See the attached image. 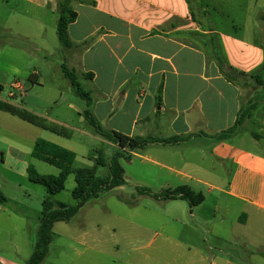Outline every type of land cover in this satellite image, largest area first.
Returning a JSON list of instances; mask_svg holds the SVG:
<instances>
[{"label": "crops", "instance_id": "obj_1", "mask_svg": "<svg viewBox=\"0 0 264 264\" xmlns=\"http://www.w3.org/2000/svg\"><path fill=\"white\" fill-rule=\"evenodd\" d=\"M26 1L43 10L50 6L59 17L58 0ZM74 9L78 17L69 26L73 46L66 50L64 63L71 66L84 46L82 75L99 84L100 75L90 53L96 45H102L104 62L107 60L101 89L103 114L110 129L138 136L184 137L174 143H150L136 150L132 159L153 166L139 178L152 181L149 176L156 172L161 188L168 189L211 185V190L217 189L224 196L227 212L235 204L241 208V222L255 216L264 225V0H196L192 6L187 0H78ZM94 13L103 21H94ZM36 19L41 21L40 17ZM95 37V42L89 44L88 40ZM114 58L122 69L108 64ZM230 68L251 79L243 82L237 76L230 81L224 74ZM257 76L263 84L258 83ZM14 87L22 89L23 84L17 81ZM88 93L91 103L87 104L91 107L94 99ZM14 94L16 97L15 91ZM118 97L122 100L120 107L116 105ZM131 100L138 105L129 120L122 122ZM243 108L249 112L237 129L220 137L236 123ZM90 110L97 117V111ZM60 124L67 125L62 121ZM162 148L174 154L185 149L183 167L167 161ZM10 150L11 156L20 160L29 152L24 147ZM209 157L229 171L223 183H211L203 177V164ZM157 166L168 174L161 175L154 168ZM206 196L191 210L192 221L197 216L194 210H202L209 201ZM214 199L212 206L217 211L223 201L217 196ZM211 216H204L205 220L212 222ZM226 238L224 232L216 237L219 244ZM210 248L215 255L188 246L189 253L200 254L199 261L191 264H264V243L255 248L248 244ZM0 257V264H16L13 259Z\"/></svg>", "mask_w": 264, "mask_h": 264}, {"label": "rangeland", "instance_id": "obj_2", "mask_svg": "<svg viewBox=\"0 0 264 264\" xmlns=\"http://www.w3.org/2000/svg\"><path fill=\"white\" fill-rule=\"evenodd\" d=\"M92 15L95 16L94 21H103L101 15ZM37 17L41 21H37ZM58 18V13L52 12L50 6L43 10L26 0H0V83L4 85L1 97L24 106L49 123L63 126L60 122H66L64 127L70 133V137H61L0 110V192L6 198L0 199V256L13 259L16 264H25L34 250L43 202L47 196L43 185L30 180L28 167L34 165L41 174L60 173L56 165L33 155L37 139L53 141L75 151V168L93 166L95 161L90 157H95L96 150H103L110 157L117 149L114 142L97 133L85 115L80 114L88 108L96 110L101 127L111 130L103 114L101 89L107 60L104 62L102 45H96L90 53L93 66L100 75L99 84L82 75L84 46L71 64L81 87L94 99V106L89 107L86 98L76 94L65 75L63 64L67 49L62 46L57 34ZM96 39H89L88 43H94ZM112 63L123 68L115 58L108 62L113 66ZM67 65L71 67L70 63ZM35 74L37 82L30 81V76ZM238 79L244 82L251 77L238 75ZM17 81L23 84L22 89L14 87ZM14 91L17 96H10ZM121 101L118 97L117 107H120ZM136 105L138 103H133V100L127 103L125 111L128 117H124L122 122L129 120ZM12 147L29 149L27 157L20 160L11 156ZM183 150L174 154L170 149L162 148L161 154L171 164L183 167L187 156L186 150ZM124 165L125 185L104 191L88 201L70 222L55 223V239L43 264H191L199 261L200 254L189 253L188 246L201 248L207 255H215L211 246L241 247L248 244L255 248L264 243V225L258 217L250 216L246 222H241L244 221L239 220L241 208L232 204L227 212L224 196L217 189L211 190V185L195 188L209 196V201L202 210H194L197 216L192 221V209L187 201L159 200L139 191L142 188L153 192L168 189L161 188L155 178L156 172L149 176L152 181L139 178L141 173L146 176L147 167L153 169L152 165H142L135 158L124 161ZM203 166L206 167L203 177L211 183H223L230 176L227 168L212 157L207 158ZM154 168L163 176L168 174L160 166ZM98 173L105 175L108 168L100 167ZM75 186V175L71 174L66 188L55 198L75 203L72 196ZM216 196L223 203L214 211L212 200L215 201ZM204 216H211L214 220L207 222ZM220 232L227 236L221 244L216 239ZM238 236L245 240H240Z\"/></svg>", "mask_w": 264, "mask_h": 264}, {"label": "trees", "instance_id": "obj_3", "mask_svg": "<svg viewBox=\"0 0 264 264\" xmlns=\"http://www.w3.org/2000/svg\"><path fill=\"white\" fill-rule=\"evenodd\" d=\"M78 0H58L59 2V18L57 24V34L64 48L67 50L73 46V42L69 35V26L73 23L78 13L74 9V3ZM86 1V0H82ZM192 6L196 0H187ZM223 62V61H221ZM221 68L223 65L221 64ZM65 75L70 79L77 95L86 98L87 103H91L90 94L83 90L78 81L76 70L70 68L66 63L63 64ZM224 71V69H223ZM224 74L230 81H235L238 75H246L244 72L230 68L229 72ZM35 76L31 75L29 80L35 82ZM258 83L263 84L257 76ZM4 85L0 83V110L11 113L27 122L44 129H48L54 133L70 137L68 129L64 126L49 123L46 118L36 113L18 106L12 102L1 98ZM158 101H161V90L159 91ZM246 110L239 115L236 123L229 129L221 132L220 137H225L233 133L241 123L243 117L247 115ZM84 115L89 123L95 128V131L114 142L117 146L112 156L108 157L103 150H96L95 157L90 158L95 161L93 166L74 167L77 160V153L71 149L60 146L52 141L39 138L34 147L33 155L41 160L56 165L60 169L58 175L41 174L34 165H29L28 176L31 181L43 185L47 190V196L43 202V209L40 217L39 235L34 250L25 264H43L46 260L51 243L55 239L54 225L60 221L70 222L81 209L93 198L99 197L104 191L121 187L127 183L126 169L124 161H131L133 153L145 147L150 143H174L184 139L183 136H174L170 138L156 136H138L129 135L116 130H104L97 117L90 109L84 111ZM3 159V157H2ZM100 167L108 168V173L100 175L98 170ZM71 174L75 175L76 186L72 190V196L75 203L69 204L59 201L55 195L66 188L67 179ZM142 194L159 200H185L189 203L191 209L205 201V194L196 191L190 186L183 185L174 189H164L160 192H153L151 189L142 188L139 190ZM0 199L6 198L0 192Z\"/></svg>", "mask_w": 264, "mask_h": 264}, {"label": "built area", "instance_id": "obj_4", "mask_svg": "<svg viewBox=\"0 0 264 264\" xmlns=\"http://www.w3.org/2000/svg\"><path fill=\"white\" fill-rule=\"evenodd\" d=\"M11 96H14V93L13 92H11V94H10Z\"/></svg>", "mask_w": 264, "mask_h": 264}]
</instances>
